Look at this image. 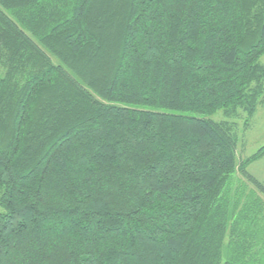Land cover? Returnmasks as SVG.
<instances>
[{
  "label": "trees",
  "instance_id": "1",
  "mask_svg": "<svg viewBox=\"0 0 264 264\" xmlns=\"http://www.w3.org/2000/svg\"><path fill=\"white\" fill-rule=\"evenodd\" d=\"M263 55L264 0H0V264H264Z\"/></svg>",
  "mask_w": 264,
  "mask_h": 264
},
{
  "label": "rangeland",
  "instance_id": "2",
  "mask_svg": "<svg viewBox=\"0 0 264 264\" xmlns=\"http://www.w3.org/2000/svg\"><path fill=\"white\" fill-rule=\"evenodd\" d=\"M259 63L264 65V55L260 58ZM212 119L221 120V113L215 114ZM237 132L238 158L249 157L256 152L258 148L264 145V102L258 105L255 114L249 119L248 125L243 126L242 120L237 122ZM247 171L259 182L264 184V159L250 164ZM249 187L251 186L249 185Z\"/></svg>",
  "mask_w": 264,
  "mask_h": 264
}]
</instances>
